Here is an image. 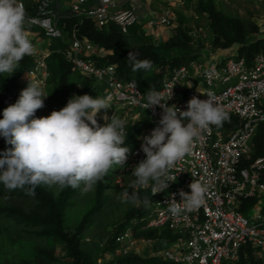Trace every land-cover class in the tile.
Wrapping results in <instances>:
<instances>
[{
  "label": "built area",
  "instance_id": "obj_1",
  "mask_svg": "<svg viewBox=\"0 0 264 264\" xmlns=\"http://www.w3.org/2000/svg\"><path fill=\"white\" fill-rule=\"evenodd\" d=\"M145 1L72 0L70 11L60 15L52 0H33L36 14L28 17L30 23L26 26L38 27L49 37L64 38L66 25L60 26L63 20L76 19L83 23L90 19L99 28L114 24L122 34L128 35L139 24V9ZM21 2L26 9L25 1ZM151 25L158 29L172 28L171 11L157 16ZM69 39L62 53L73 72L105 83V95L113 97V109L102 110L99 116L106 112L111 118L116 111L128 124L136 122L142 111L150 116V125L139 133L137 144L128 153L124 165L132 172L146 158L142 137L156 127L163 109L159 106L147 109L143 96L146 93L136 81L122 80L113 68L95 66L90 58L99 52L91 41L80 36L77 27L72 29ZM53 53L45 50L35 54L34 65L20 79L16 92L20 95L30 79L39 82L49 96L44 107L37 110V117L48 116L53 111L49 92L52 78L49 59ZM226 56L225 60L208 65L194 61L175 67L163 80L159 90L164 99L162 103L186 111L190 99H207L206 94L210 92L227 111L229 119L221 126H210L195 138L190 153L171 170L173 182H169L168 189L153 195L152 183L141 187L147 193L148 216L135 219V228L118 237L117 241L125 244L126 253L142 252L153 246V239L140 241L135 237L136 229L142 228L168 230L172 234L170 246L162 247L159 253L173 264H237L241 251L246 248L256 256L264 254V156L255 158L253 149L254 139L264 124V54L256 55L250 64L246 59H238L236 51ZM99 123L103 125L105 121L101 119ZM195 179L208 187L205 203L193 212L172 216L168 204L172 200L182 202L181 191L190 193L189 185ZM253 200L257 202L248 212L243 211L244 205Z\"/></svg>",
  "mask_w": 264,
  "mask_h": 264
},
{
  "label": "clouds",
  "instance_id": "obj_2",
  "mask_svg": "<svg viewBox=\"0 0 264 264\" xmlns=\"http://www.w3.org/2000/svg\"><path fill=\"white\" fill-rule=\"evenodd\" d=\"M24 1L26 9L21 0H0V76H11L26 56H33L35 59L36 53L45 50L62 53L63 48L70 43L69 34L72 30L68 32L65 29L64 38H54L47 36L46 32L38 27H27L26 23H30L28 17L35 14L28 16L27 13V2L31 1L33 4V0ZM71 1H67V9H63V2H60L58 7L55 6V0H52V3L60 15H66L70 11ZM32 7L36 10L34 4ZM169 10L174 21L172 8ZM66 21L63 20L60 26L65 24L67 28ZM32 28L35 30H31ZM37 41L39 44H46L45 49L36 46ZM95 47L99 54L93 53L90 59L95 66L103 68L95 63L94 56H104L106 51ZM228 52H222L225 59ZM208 57L205 55V62H200L199 59L196 62L208 65L212 63L207 62ZM127 60L132 65L133 72H148L153 68L150 60L138 59L135 52H130ZM108 67L113 68L118 76L115 67L105 68ZM89 78H94L96 83L104 88L103 96L74 95L66 106L59 110L53 109L50 115L43 117H37L36 112L44 107L45 98L49 95L44 93L38 81L30 79V83L20 95L16 94L18 88L15 90L17 101L6 107L0 118V137L4 138L8 145L5 150L0 151V184L10 190L25 186L35 188L40 184L72 188L83 185L82 191L87 193L94 190L98 182L104 181L114 166L126 164L128 153L136 146L139 133L147 129L151 121L142 126L135 135L136 143L129 146L126 142L128 128L140 121L144 122L142 112L139 113L138 120L130 124L126 118L118 116L116 111L111 118L106 112L99 116L102 110L113 109V97L105 95V83L95 77ZM206 95L207 99L193 97L188 101V110L181 111L176 106L162 103L164 99L159 91L147 90L143 95L147 109L159 106L163 112L151 133L142 137V151L146 158L133 168L131 176L135 179L130 182V188H146L152 183L153 195L168 189L169 182H173L171 170L177 161L190 153L195 138L210 126H221L229 119V114L216 102L214 95L210 92ZM101 119L105 121L103 125L99 123ZM189 187L190 193H180L182 202L172 200L168 204L172 216L193 212L205 203L207 185L195 179ZM129 195L131 202L135 203V191L125 193V196ZM147 203L146 199L145 204Z\"/></svg>",
  "mask_w": 264,
  "mask_h": 264
},
{
  "label": "trees",
  "instance_id": "obj_3",
  "mask_svg": "<svg viewBox=\"0 0 264 264\" xmlns=\"http://www.w3.org/2000/svg\"><path fill=\"white\" fill-rule=\"evenodd\" d=\"M95 0H91L94 2ZM55 6H59L62 0H55ZM32 2H27L28 16L36 14V10L32 7ZM204 13L208 15L211 21V30L213 36L212 52H228L236 50L238 59H246L250 64L258 54H264V30L258 23L248 22L244 23L237 19L226 17L214 7V4L209 2L204 6ZM181 19V24H184ZM67 28L69 32L73 28L79 29V34L88 38L95 46L106 51L104 56H94L95 63L102 67L113 66L118 73V76L125 81L135 80L139 83L140 87L145 93L149 89L159 91L166 75L175 67L197 61L200 54L196 52L179 53L177 56L171 57L168 55V48L174 46L176 41L173 38L169 39L162 44H157L152 41L142 42L141 44L132 45L127 36L123 35L121 31L114 24L107 28H99L92 20L85 19L83 23L78 20H67ZM31 30H35L32 28ZM182 30V31H181ZM180 34L186 40L191 39L189 31L181 29ZM45 37L44 34H42ZM58 47V46H55ZM62 47V45L60 46ZM54 48V47H53ZM191 48V47H189ZM65 49V47L63 48ZM130 52H135L137 58L140 60L148 59L153 63V68L148 71H132V65L128 62L127 57ZM33 56H26L19 65V68L9 76H0V118L7 103L16 100L15 90L19 86L21 77L26 73L34 64ZM50 71L52 73L51 87L49 91L52 97V104H57L61 109L66 106L68 100L76 95L89 94L93 97L104 95V88L96 83L94 78L84 77L81 74H76L72 71V65L68 62L63 53H54L49 60ZM144 125L143 121L138 122L136 125L128 128L127 144L134 145L135 135L141 130ZM8 147L4 138L0 137V151ZM254 157L264 155V124L260 127L254 142ZM98 182L96 186V198L93 209L85 216L81 222L82 225L86 224L91 218V215L96 213L104 202V188L105 180ZM19 189V188H17ZM23 189L31 198L36 201L37 207L35 211H26L23 208H0V213L7 214L10 217H18L22 221L33 226L45 227L50 236L61 241L67 251L68 255L74 260L75 264H173L166 261L159 253L161 247H169L172 241V234L167 231L150 230L162 232V237L151 238L154 240L153 247L145 251H127L125 244L117 241L124 232L130 222L135 219H141L148 216V207L145 204L147 193L141 190L142 202L138 208L133 209L122 220L121 224L116 227L114 234L109 240L106 252L111 254L115 252V257H107L104 263L99 259L92 256L85 255L80 249L79 230L72 232L63 228L64 212L69 204V200L73 194L74 188L66 186L62 191L58 200H54L44 189L43 184L30 188L25 186ZM11 191L0 184V196L5 195L6 192ZM257 200L249 201L243 207V211L249 210ZM138 229H136L137 231ZM135 231V232H136ZM120 253V256L117 255ZM237 264H262L258 257L252 253V250L246 248L241 251V257Z\"/></svg>",
  "mask_w": 264,
  "mask_h": 264
},
{
  "label": "rangeland",
  "instance_id": "obj_4",
  "mask_svg": "<svg viewBox=\"0 0 264 264\" xmlns=\"http://www.w3.org/2000/svg\"><path fill=\"white\" fill-rule=\"evenodd\" d=\"M67 1L62 0L63 9L68 8L69 3ZM157 1V6L163 5L164 8H169L168 1ZM171 2L175 4L171 38L176 41L174 46L168 48V55L171 57L189 50V52L200 54V62L206 61L204 59L205 55H208L209 59H214V56H212L214 52L211 49L213 43L211 21L203 11L204 6L209 2L214 4L217 12L222 13L226 17L237 19L244 23H264V0H172ZM181 19H183L184 24H181ZM262 26L264 29V25ZM181 29L188 30L191 39L186 40L183 38L180 34ZM133 31L127 36L128 41L132 45L151 40H148V38L147 40H143L139 33L141 32L139 27H136ZM35 44L41 49H45L46 47V44H39L38 41ZM220 54L221 56L217 59L219 61L225 60V55L222 52ZM5 77L7 76L5 75ZM52 89L51 85L50 90ZM75 94L77 95V93ZM17 99L7 103L5 108L14 104ZM54 110H59L57 104H54ZM141 115L144 124L148 125L151 121L149 114L142 111ZM133 179L135 178L131 176V172L124 165L114 166V169L110 171L104 182V202L101 208L92 214L91 218L82 227L80 226L82 220L95 205L97 184L94 190L87 193L82 191L83 185L74 188L69 204L64 212L63 228L72 232L76 230L80 231L78 235L80 238V249L85 255L96 259L101 258L99 259L101 263H104L105 259L109 256L115 257V252H111V254L106 252L107 244L114 234L116 227L121 224L127 214L133 209L138 208L142 202L143 194L141 187L137 186L135 190L130 188V182ZM43 186L45 191L54 200L59 199L66 187L49 186L47 184H43ZM132 191H135V203L131 202L130 195L125 196L126 192L131 193ZM16 207L23 208L26 211H35L37 203L27 192L20 188L13 189L6 192L5 195L0 196V208ZM133 227L135 228L134 222H130L125 232L131 230ZM164 231L168 232V230ZM162 236V232H151L142 228H139L135 232V237L140 241ZM117 255L120 256V253H117ZM257 257L264 264V254L257 255ZM0 264L75 263L68 255L65 245L53 236H50L45 227H36L26 221H22L18 217H10L7 214L3 215L0 213Z\"/></svg>",
  "mask_w": 264,
  "mask_h": 264
},
{
  "label": "crops",
  "instance_id": "obj_5",
  "mask_svg": "<svg viewBox=\"0 0 264 264\" xmlns=\"http://www.w3.org/2000/svg\"><path fill=\"white\" fill-rule=\"evenodd\" d=\"M163 2L162 0H160ZM172 0H169L167 3L169 5V8H164L163 5L157 6V0H147L140 6V20L139 24L136 27H139L141 29L140 35L142 36L143 40L151 39L150 41L155 42L157 44H162L163 42L168 41L172 37L171 29L169 28H156L151 25V22L156 19L157 16L161 15L166 10H169L172 8H175V4L171 2ZM259 24V23H258ZM264 25L263 22H260V26ZM263 29V27H262ZM135 30V28L133 29ZM132 30V32H134ZM264 30V29H263ZM146 38V39H144ZM217 56H216V55ZM212 56H214V59L207 58V62H213L218 60L217 58L221 56L220 53H214Z\"/></svg>",
  "mask_w": 264,
  "mask_h": 264
}]
</instances>
